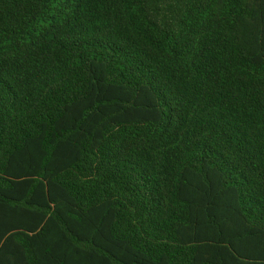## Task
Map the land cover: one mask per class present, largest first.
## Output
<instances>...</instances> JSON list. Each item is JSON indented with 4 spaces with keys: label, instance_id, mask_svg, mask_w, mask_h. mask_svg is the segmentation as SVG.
<instances>
[{
    "label": "trees",
    "instance_id": "trees-1",
    "mask_svg": "<svg viewBox=\"0 0 264 264\" xmlns=\"http://www.w3.org/2000/svg\"><path fill=\"white\" fill-rule=\"evenodd\" d=\"M0 264H264V0H0Z\"/></svg>",
    "mask_w": 264,
    "mask_h": 264
}]
</instances>
